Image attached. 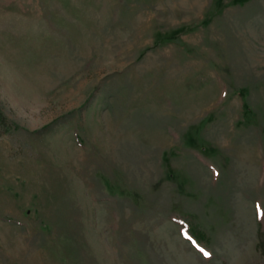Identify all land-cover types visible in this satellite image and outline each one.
Returning a JSON list of instances; mask_svg holds the SVG:
<instances>
[{
    "label": "rangeland",
    "instance_id": "obj_1",
    "mask_svg": "<svg viewBox=\"0 0 264 264\" xmlns=\"http://www.w3.org/2000/svg\"><path fill=\"white\" fill-rule=\"evenodd\" d=\"M261 240L264 0H0V264H264Z\"/></svg>",
    "mask_w": 264,
    "mask_h": 264
},
{
    "label": "trees",
    "instance_id": "obj_2",
    "mask_svg": "<svg viewBox=\"0 0 264 264\" xmlns=\"http://www.w3.org/2000/svg\"><path fill=\"white\" fill-rule=\"evenodd\" d=\"M260 247L264 248V240H261V241L259 242V248H260Z\"/></svg>",
    "mask_w": 264,
    "mask_h": 264
},
{
    "label": "snow or ice",
    "instance_id": "obj_3",
    "mask_svg": "<svg viewBox=\"0 0 264 264\" xmlns=\"http://www.w3.org/2000/svg\"><path fill=\"white\" fill-rule=\"evenodd\" d=\"M201 251H203V250H201ZM204 255L207 256V255H209V254H208L207 252H204Z\"/></svg>",
    "mask_w": 264,
    "mask_h": 264
}]
</instances>
